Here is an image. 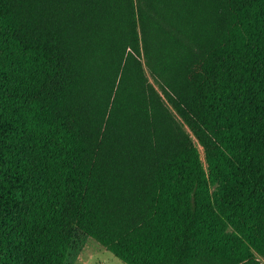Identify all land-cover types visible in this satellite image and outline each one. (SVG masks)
<instances>
[{
	"label": "trees",
	"instance_id": "trees-1",
	"mask_svg": "<svg viewBox=\"0 0 264 264\" xmlns=\"http://www.w3.org/2000/svg\"><path fill=\"white\" fill-rule=\"evenodd\" d=\"M264 264V0H0V264Z\"/></svg>",
	"mask_w": 264,
	"mask_h": 264
},
{
	"label": "rangeland",
	"instance_id": "rangeland-1",
	"mask_svg": "<svg viewBox=\"0 0 264 264\" xmlns=\"http://www.w3.org/2000/svg\"><path fill=\"white\" fill-rule=\"evenodd\" d=\"M71 264H125L96 240L82 237L80 249L73 253Z\"/></svg>",
	"mask_w": 264,
	"mask_h": 264
}]
</instances>
